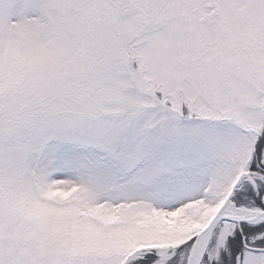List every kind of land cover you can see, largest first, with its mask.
Wrapping results in <instances>:
<instances>
[{"label": "snow or ice", "instance_id": "snow-or-ice-1", "mask_svg": "<svg viewBox=\"0 0 264 264\" xmlns=\"http://www.w3.org/2000/svg\"><path fill=\"white\" fill-rule=\"evenodd\" d=\"M0 264H264V0H0Z\"/></svg>", "mask_w": 264, "mask_h": 264}]
</instances>
